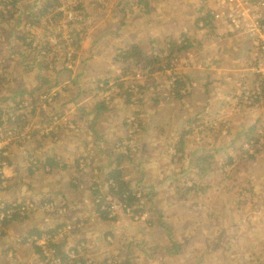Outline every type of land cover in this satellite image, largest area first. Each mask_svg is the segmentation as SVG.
I'll return each mask as SVG.
<instances>
[{
	"label": "rangeland",
	"instance_id": "rangeland-1",
	"mask_svg": "<svg viewBox=\"0 0 264 264\" xmlns=\"http://www.w3.org/2000/svg\"><path fill=\"white\" fill-rule=\"evenodd\" d=\"M34 1L35 0H18L19 13L32 7ZM59 1L60 3L72 5L68 0ZM184 1L186 0H172V3L178 6L179 3ZM188 1L192 5H195V15L196 10L202 3L208 4L209 8L217 7L218 11L225 9V3L219 2L218 0H198L199 4L197 0ZM86 2L87 5L85 4V6L77 4L86 13L84 25L86 33L93 36L90 28L99 35L107 31L105 28H102L104 14L109 24L107 27L110 28L108 29L109 31H113V28L119 29L120 26H122L123 22L121 19L125 17L126 12H120L121 0H87ZM133 3L136 11L142 12V9L145 8L143 0H133ZM156 4L159 5V3ZM161 7L162 4L152 7V10L157 11L161 9ZM0 8H3V6H0ZM176 11L178 10L176 9L175 12ZM36 12L38 11H33L34 14ZM91 14H93L95 18L97 17L96 21L92 19ZM53 16L54 15H47L33 19L36 24L34 28L30 30L34 35L33 39L39 47L45 45L49 41L54 43L50 55L62 51L69 43V40L74 36L73 33H69L65 30L64 23L58 25L59 21ZM140 18L141 15L138 16V19ZM13 19L14 17L7 15L2 25L9 28L10 25H13ZM27 19L31 21L28 14H25L22 23L25 24ZM145 19H149L148 12L146 14L143 13V18L137 28H123L122 30L127 33L137 34L136 38L138 40L136 42L138 43L132 44L131 47L137 46L143 49L144 46L147 47L148 45L152 47L153 43V52L156 54L161 52L166 53L162 58L163 62L157 65L156 70L161 71L160 77H158L161 81L163 79H171L169 85L172 87V92L175 95L173 88L175 89L177 77H182L184 75L181 71L183 67V56L176 55L177 58L174 57V59L170 60L165 58L169 49L167 45L170 44L171 40L153 41V39L149 38L150 42L148 41L145 45L144 41L147 40L148 37H151L152 33L155 32L160 35V32H166L162 29H154L155 27L150 28ZM189 24H192V22L189 21ZM220 29V32L215 38H207L206 33H200L201 30L197 31L196 38L206 39L203 40L202 43L211 45L215 48H223V46L218 44L224 43L225 46H228L229 50L231 47L237 49L236 46H240V43H237L235 39H230L232 36L228 35V33H231L228 27L222 26ZM72 30L76 31L77 28H72ZM22 32L23 31L20 29L15 34H22ZM178 33L179 31L177 29L173 32V35L177 36ZM128 38L129 36H127V39ZM227 38L229 42L225 43V41L228 40ZM244 38L246 39V37ZM3 41L5 43L1 45V49L5 51V54L3 57H0V74H2L5 83L10 82L12 87L18 85L19 92L27 99H30V97L27 96V94H23V92L29 93L31 90H38L36 91V96L45 102L43 107L46 108V113L43 117L37 116L36 125H38L39 130L46 131L49 129L50 125L43 124L49 120L52 107L58 106L56 112L58 114L55 117L57 118L56 122L62 123L64 120L69 122L70 125H68V129H65L64 135H71L73 140L77 139L78 142L82 144L83 150L79 156L72 155L73 158L62 157V153L56 151L57 156L55 160L63 159L67 164L66 166L70 167L67 170L63 171L59 168H53V172H51L50 167L43 166L45 161H43L41 168H34L33 166L37 165V162L33 159H25L23 157L29 153V151L33 152L37 149L39 145L36 147L34 145L42 141V135L30 137L29 132L23 131L20 136H17L9 129L11 126H6L5 128L1 127L0 133L2 134H0V138L3 140L0 141V191L2 190L1 188L5 190L11 189L9 171L13 163L17 168L24 166L26 168L30 167L31 171H37L36 173L38 174L40 183H42L43 180L53 178L50 182V186L52 188L57 186L59 188V193L62 192L66 197L69 187H67L68 185H65V187L63 186L68 179L74 176L72 166H75L82 180L80 190L82 191L81 199L83 201L87 203L91 202V207L93 204H97V199H95L96 195L94 194L96 190L104 196L111 197L109 188L105 182L109 173L115 169L116 165L123 162V160L117 156L120 152L116 153L120 146L118 141L122 137V134L121 136L113 137V139H102V136H99L96 132L102 134V122L108 126L115 118L116 120L108 129L113 132H123L125 124L128 125L129 120H131V115L130 113H124V110H127L129 106L121 93L123 92L129 99L133 98L134 96L124 89L130 87V82L138 83L142 79L127 80L121 84L117 83L116 79H119L120 76L123 77L124 73L120 72V70H116L114 66L116 57L112 54L113 50L108 51L105 55V58L109 61L105 64H109L110 66L107 70L102 69L100 71L96 63L102 62V41L96 42L98 46L97 54L93 44L88 45L84 50L82 60L79 61L80 64L74 67L75 72L68 70L63 71L67 68L63 67V64L58 63L57 60H52L49 54L46 55L45 51H42L43 54L40 55L31 53L29 59L25 61L22 55H29L30 50L24 53L22 52L20 56L13 55L10 51H7L8 41L5 39H3ZM12 41L14 45L17 44L15 37ZM205 41L208 42L206 43ZM175 42L179 44V37L173 41V43ZM55 43L58 44L55 45ZM81 51L82 49L80 53ZM89 51L93 54L92 58L88 55ZM195 51L200 50L196 48ZM9 57L14 59V61L4 63V58ZM33 58L36 62L44 61L45 65H48L49 68L38 73L36 68L38 65H34L31 62ZM22 59L24 60V62L21 63L23 67L18 68L15 60L22 61ZM208 60L209 59H205V61ZM71 64L72 62L68 64V68ZM195 67V65L186 66V68L189 69V72H187L189 83L186 84L182 79L184 88L180 92L184 99L181 101L173 100V103L165 101L162 105L173 113H177L183 108L190 110L186 128L183 129L182 123L177 127H160V123H162V113H154L155 110L152 111L154 115V126L151 123V127L158 128L161 131L160 142L165 145L169 144L172 148L179 147V149L182 150L190 146L191 150H202L208 149V147H210L209 145L212 144L211 147L215 146L214 148L218 149L216 158L219 156V159H216L212 165L200 164L201 160L208 154L206 151L200 154V158L192 156L181 163L177 161L173 164H164L163 162H158V159H154L151 161V164H138L142 159V157L138 155L135 156L136 164L133 165L132 168H130V165L127 163L121 165V168L124 170L123 180L132 188H135V190H137L136 185L140 179H143L145 184H152L155 186L163 185L164 188L155 192V196L151 200L153 207H149L151 211L142 217L132 218L126 215L123 212L122 203L119 200L114 198L110 200V204L116 206L117 220L115 223H109L108 226L102 223V247L103 244L107 243L110 247L115 246L113 251L118 253L116 260L107 257V261L112 260L110 264H258L260 260H264V134L261 132L263 131L264 133V120L261 119L257 123L258 131L256 130L254 135H247L250 140H247V137H243L237 140V146L234 151H222L221 149L227 141V137L222 136V134L228 130V128L225 129L222 127L225 121L220 122L221 128L219 134H214L215 131L211 129L208 119L199 118V115L202 114L201 111H203V107L206 106L205 102H210L213 110L217 108L218 101H213V96L215 93L219 95L221 82L216 80L217 83H212L211 87H208V92L202 90L204 87H199V83L197 85L194 82L193 77L196 75V71H194ZM228 68L234 69L232 65H228ZM241 68H243V66ZM127 74H129L128 79H130L132 77L130 76L131 73ZM83 77L84 81L82 80ZM43 79H47L48 84H45ZM190 79L192 82H190ZM80 83L84 84V96H87V102L85 103V107H79L77 109L73 97ZM205 83L206 81L204 85ZM120 85H122V88H120ZM67 88L72 89L71 96L68 95ZM104 89L105 91L109 89L111 94L109 96L106 95L107 92H103ZM248 89H251V87L249 86ZM4 91V83H0V92L2 93ZM3 99L6 98H0L1 109L5 110L14 107L12 101L1 102ZM163 100L164 97L161 101ZM108 103L114 107L112 112L115 116L110 114L107 120L105 114L109 109L104 110L103 106L102 109L100 107L101 105L109 107ZM115 103L117 105H113ZM139 105L144 107L138 106L136 109L133 108L134 113L138 111L143 114L151 113L150 110L148 111L149 103L144 102ZM263 106L264 98L260 97L256 103L245 105L242 111L255 113L256 108H262ZM69 107L72 109H69ZM22 108L23 106L21 109ZM60 110L64 111L63 114L60 113ZM67 113L71 114L70 118H67ZM240 113L241 112H239V114ZM212 114L213 113H211V115ZM163 118L165 119V117ZM52 122L51 125H54L55 122ZM71 122L75 123V126L71 125ZM216 123L219 122L216 121ZM248 125H251V123H245L243 126L234 124V129H236L235 133L241 131V129L244 130ZM160 131L157 132L160 133ZM180 135L182 136L178 138ZM24 137H27L25 141L23 140ZM234 137V132H231V138ZM251 137L258 139V141H253ZM140 138L141 136H138V139ZM53 141H57L56 138H53ZM248 143L255 144V146L248 150V154H245L244 150H241V147H245ZM101 144L103 145L101 146ZM154 145L156 146V144ZM44 147L50 149L51 144L47 145L45 143ZM62 147L63 145L60 148ZM102 149H107L112 154H104L109 157V165L114 163V167L112 166L109 171L106 167L107 160L102 157ZM42 155H37V157L40 159ZM220 156L234 159V166L227 167L223 175L219 171V166L224 167L226 162L223 161ZM46 159L49 160L51 158L49 155L43 156L42 160ZM115 161L117 162L115 163ZM201 169L210 171V174L204 178L200 174ZM182 171H185L184 175L176 179L177 175ZM5 173H7L6 176ZM25 175L27 178H30L29 172H25ZM61 176H64V178H61ZM71 183L75 184L74 182ZM94 184L99 185V187L94 188ZM184 186L189 188L195 187V190L192 191L190 195L183 196L185 193L183 190ZM250 190H254L256 197L252 198ZM70 191L72 192L71 189ZM32 199L34 198L28 199L27 201L29 202L25 203H22L24 202L22 200H8L9 204L5 201L1 202L7 206L11 205L13 208L19 207L21 209L26 206L29 208L30 212L43 211L45 209V206L41 208L43 205L41 202L36 203L33 202ZM46 199L49 200V204L55 203L59 205L57 212L65 208L61 204L66 202H63V198L60 196H48ZM104 203L108 205L107 202ZM144 203H146V201L143 200L142 204ZM43 212L50 214L56 211L47 208ZM43 212H41V214H43ZM159 214L161 215L159 216ZM16 221H19V219L13 222ZM160 221L161 223L164 222L166 226L161 225ZM9 224L5 226L0 225V227L6 228ZM166 227L167 230H165ZM64 228H66V226H64ZM4 231L11 234L18 232L16 228H8L4 229ZM62 232H69V230L68 228L63 229ZM21 235L25 236H20L18 238L20 240L29 237L27 234ZM48 241H51L55 245H61L58 241V237L52 241V238L47 235H43L35 245L41 247L43 256L46 259L45 263L51 264L50 257L47 251L46 253L44 252L45 248L42 246V242L48 243ZM17 243H19V241H17ZM76 246L77 244L74 243L75 248L72 247V249L63 252H66V256L69 259L83 260L86 262L88 258L85 257V253L83 255V247ZM177 248L179 249L176 251ZM103 249L104 248H102V250ZM74 251L79 252L80 256L75 257ZM12 256H4L3 264H13L11 260ZM88 264L91 263L88 262Z\"/></svg>",
	"mask_w": 264,
	"mask_h": 264
},
{
	"label": "crops",
	"instance_id": "crops-1",
	"mask_svg": "<svg viewBox=\"0 0 264 264\" xmlns=\"http://www.w3.org/2000/svg\"><path fill=\"white\" fill-rule=\"evenodd\" d=\"M84 1L86 2L87 0ZM143 1L145 8L142 9L141 12L135 10L133 0H121L122 5L120 7V12H126V15L121 19L123 24L122 26H120L119 29L113 28V31L108 30L110 28H107L109 24L105 14L104 21L102 20V28H105L107 31L102 32V35H99L98 33L93 32V29L90 28V31H92L94 37L93 47L96 51V54L98 52V46L96 42L102 41L103 63H96L97 68L100 71L102 69L107 70L110 65L105 64L106 62H109L108 59L105 58V55L108 51L113 50L112 54H114L116 57V61L114 62L116 70H120V72L123 73L125 72V69H131L130 71H132L134 66L129 67L127 64H123L120 61V55L123 51L129 50L128 48L131 47L132 44L138 43L136 42L138 40L136 38L137 34L127 33L122 29H129L131 27L137 28L141 19L143 18V13H149V19H145V21L149 24L150 28L155 27L154 29H162L166 31L165 33L160 32V35L155 32L152 33V36L148 37V39L144 41L145 45L148 41L150 42V39H153V41H173L179 37L195 40L199 44H196L193 49H190L183 56V67L181 71L184 75L182 76V79L186 84L189 83V80L187 79V72H189V69L186 68V66L195 65L196 67L194 71H196V75L193 77L194 82L197 85L199 83V87H204L202 88V90H206L208 92V87H211L212 83H217L216 80H219V82H221L219 95L215 93L213 96V101H218L217 108H214L213 110L210 102H205L206 106L203 107V111H201L202 114L199 115V118L208 119L211 129L215 131L214 134H219L221 128L220 122L225 121L226 123H228L229 125L226 126V128H228L227 132H224L222 134V136L227 137V141L221 150L224 152L234 151L237 146V140L242 139L243 137H248L247 135H254L257 130V123L261 119L264 120V106L262 108H256L255 113L242 111V108H245V106L243 105V101L241 98V90L239 88L240 85L251 86V84L254 82L253 75L251 73V59L253 58V55L255 53L254 46L258 48V45H253L251 41H249V39H245L244 37H240L232 33H230V35L232 36V38L230 39H235L237 43H240V46L235 45L237 49L231 47V49L229 50L228 46H225L224 43L218 44L220 46H223V48H215L211 45H206L202 43L199 38H196L197 31L194 27V23L196 20L195 5H192L188 0L179 3L178 6L174 5L172 3V0ZM199 1L197 2L198 4ZM156 3H159V5H157ZM82 4L87 5V2ZM161 4V9L157 11L152 10V7L160 6ZM176 9L178 11L175 12ZM139 15H141L140 19H138ZM91 16L92 19L96 21L97 17L95 18L93 14H91ZM189 21H191L192 24H189ZM177 29L179 33L177 36H174L173 32ZM127 36H129L128 39ZM0 42L1 45L5 43L3 40ZM228 42L229 39L225 41V43ZM87 47L88 45H84L81 53L79 54L81 60L84 54V50ZM153 48L154 44L152 43V47H150L149 45L147 47L144 46L143 50L148 52L149 55H152L155 54V52H153ZM196 48H199L200 51H195ZM88 55L90 56V58L93 57L91 51L88 52ZM205 59L209 60L205 61ZM228 65H232L234 69H229ZM242 66L243 68H241ZM208 74H210L211 76ZM82 80L84 81V77ZM127 80L129 79L124 78L122 76H120L119 79H116L117 83L120 84L126 82ZM205 81L206 83L204 85ZM190 82H192L191 79ZM79 87L84 89V84H79L77 91L73 97V99H75V107L77 109L79 107H85V103L87 102V96H79ZM120 88H122V85H120ZM110 94L111 93H107L106 95L109 96ZM133 99L134 97L130 99L128 98L127 104L132 105L130 101L133 102ZM147 103H149L148 111L150 110L152 113L145 115V119L148 122L149 128V133L147 136L144 135V137L138 139V136L135 135L134 129L129 124H125V129L123 130V132L110 131L108 127L116 120V118L114 121H111L110 125L108 124V126H106L102 122V134L96 132L99 136H102V139H113V137H118L122 134V137L118 141L120 144L119 149L116 151V153L120 152L119 154H117V156H119L123 160L122 165L127 163L130 165V168H132L133 165L136 164L135 156L138 155L142 157L138 164H151V161H153L154 159H158V162H163L164 164H173L177 161L179 163L184 162L185 159H189L194 153L196 154V158H200V154L202 152L205 153L207 151L209 152V154L214 155L215 152L218 151L217 148H214L215 146L211 147L212 144L209 145L211 148L208 147V149L191 150V147L187 146L180 150L179 147L172 148L169 144L165 145L161 143L159 140L161 138V131L158 128L151 127V123L154 126V115L152 111L155 110V112L162 113V123H160V127H177L180 123H182L183 129H185L188 122V115L190 114V110L183 108L180 109L177 113H173L170 110H167V107L162 106V103H157L155 105L151 101ZM108 105L109 107H106V109L109 110L105 114L107 120L109 119L110 114H113L115 116V114L112 112V110H114V107H112L110 103H108ZM113 105L117 104L115 103ZM69 109L72 108L69 107ZM239 112L241 113L239 114ZM124 113H130L131 118L135 116L133 109L130 107H128L127 110H124ZM211 113L213 114L211 115ZM66 116L67 118H70L71 114L67 113ZM163 117H165L166 120ZM216 121H218L219 123H216ZM245 123H251V125H248L247 128L245 127L244 130L241 129V131H239L241 133H235L236 129H234V124L238 126H243ZM65 124L70 125L69 122L66 120L62 121V123H59L57 125ZM65 129L66 128L64 126L62 130L63 133ZM157 131H160V133H158ZM231 132H234V138H231ZM181 136L182 135H180L178 138H180ZM45 143H47V145L51 144L50 149H48V147H44ZM154 144H156V146ZM37 145L39 146L33 152H35L36 155L43 154L40 158L41 161H47L42 160L43 156L45 155H49L51 158L50 160H55L57 156L56 151L61 152L62 157L65 156L68 158H73L72 155L79 156L83 150L82 144L78 142L77 139L73 140L71 135H61L59 142L53 141L51 138L47 140H44L42 138V141H40V143L38 144H35L34 146L36 147ZM62 145L63 147L60 148ZM102 145L103 144H101V146ZM243 150L248 152V147ZM178 151H180V154H178ZM27 154L24 155L23 158L26 159ZM104 154H112L107 149H102V157L106 158V167L109 171L112 167H110V165L108 164L109 157ZM220 158H222L223 161L226 162L231 157L224 158L223 156H220ZM55 161L59 162L62 165H67L63 159H58ZM11 167L12 168L9 171V183L11 185V189L5 190L1 188L2 190L0 191V201H5L7 204H9L8 200H22L24 201L22 203H25L29 202L27 200L31 198H34L32 199V201L38 200V195L40 194H44L46 198L48 197L47 193L55 192V194H52L49 197H62L63 202L67 203L68 208L66 209L67 215L65 219L55 218L53 216L48 217L44 216L41 213H31L23 222L19 219V221L10 223L6 228H0V264H3L4 256L11 257L12 255L13 256L11 260L13 261V264H46L45 262L40 261L39 257L35 254L32 247L23 243H17V241L20 236H25L21 234L29 235V233L33 230H36L39 233H43V235H46L45 233L50 232L56 228V232H58L57 237L59 243L61 245H65L64 251H68L69 249H72V247L75 248L74 243L77 244L76 247H83L85 257L88 258L86 262L83 261L84 264H88V262H90L91 264H110L112 260L107 261V257L116 260V258L118 257V253H115L113 251V248L115 246L110 247L106 243L103 244L102 247L103 222L100 219V214L97 212L95 204H93V206L91 207V202L87 203L86 201H83L81 199L82 191L80 190V188L82 180L77 172V167L72 166L74 176L68 179L63 187H65V185H68L67 187L70 188V183L74 182L75 184L79 185L78 191L76 193H72L68 188V195H66V197L65 195L59 193V188L57 186H54L53 188L50 186V182L53 178L43 180L42 184L39 181L37 173L34 174V176H30V178H27L25 175L26 167L22 166L20 168H17L15 164L13 165V163L11 164ZM69 168L70 167H67V169ZM6 174L7 173H5V176ZM61 178H64V176H61ZM99 195L102 196V199L107 202V204H110V200H113V197L104 196L102 195V193H99ZM96 202H98V200ZM65 225L66 228H64ZM8 228H16L18 232L11 234L9 232L4 231V229ZM67 228L69 232L63 233L62 230ZM102 248L104 249L102 250Z\"/></svg>",
	"mask_w": 264,
	"mask_h": 264
},
{
	"label": "trees",
	"instance_id": "trees-1",
	"mask_svg": "<svg viewBox=\"0 0 264 264\" xmlns=\"http://www.w3.org/2000/svg\"><path fill=\"white\" fill-rule=\"evenodd\" d=\"M40 3V4H38ZM0 6H3V8H0V33L3 34V39H5L6 41H8V48L7 51H10L11 54L13 55H21V53L30 50L29 55L25 54L22 55L23 58H25V61H27L32 54L37 55L42 51L46 52V55L50 54L53 47H54V43H52L51 41L47 42L45 45L39 47V45L35 42V40L33 39V34L31 33V29L34 28L35 26V22L33 21V19L37 18V17H43V16H47V15H54L53 17H56V19L60 22L63 20V14L66 12H61L60 9L62 7H64L67 10V4L65 3H60L59 0H35L34 4L32 7H29L26 11L19 13V9H18V0H3L0 1ZM10 7V8H9ZM9 8V9H8ZM2 9V10H1ZM36 10L38 12H36L35 14L33 13V11ZM28 14L29 18H31V21H29L28 23H22V21L24 20V15ZM7 15H10L11 17H14L13 19V25H10L9 28L5 27L4 25H2V22L5 21V18ZM86 16V13H85ZM209 20V16H202L200 14H198L196 12V20L194 23V27L196 31L202 30L199 28V24L200 22H204L207 23L206 20ZM70 21H73L72 18L70 19ZM57 24V23H56ZM29 25V27H28ZM211 25V30H215V27L212 23H207V26ZM11 28V30H10ZM22 30V34H15L17 30ZM15 37V39L17 40V44L14 45L13 44V38ZM77 39L76 41L73 43V45L75 46L72 50H70L69 52L63 54V58H60L59 56L56 57V60L58 63H62L63 67L67 68L64 69L63 71H72L75 72L74 67L76 65H79V59L80 57L77 56V52L78 49L79 51L81 50V47L79 46L81 40H83L82 38H80V35L77 34L76 35ZM1 39V38H0ZM180 42L179 44L177 42L173 43V41H170V44L167 45L168 46V54L165 56V58H167L168 60L170 59H174L177 58L176 55H182L184 56L190 49H193V47L196 44H199L198 42H196L195 40H191V39H187V38H179ZM200 41L202 42L203 40L200 39ZM58 43H55V45ZM171 45V46H170ZM167 49V48H166ZM5 54V51L1 49V42H0V57H3ZM166 53L161 52V53H155L153 55H149L148 52H146L145 50L141 49L140 47L137 46H133L131 47L128 51L125 50L121 53L120 55V61L123 64H127L129 67L134 66V68L132 69V71H130L131 69L127 70L125 69L124 72V78H128L129 74L127 73H131L130 76H132V78L129 79V81L131 80H135V79H142L146 86L147 89L149 88H160V82H163L164 84H170L171 79L169 78L168 80H160L158 79V77H160V72L159 70H156L157 65H160L163 61L162 58L164 57ZM45 55V56H46ZM26 56V57H25ZM34 60V62H33ZM13 62L14 59L12 58H4V63L6 62ZM16 65L18 68L23 67L21 65V63L24 62V60L22 59V61H16ZM32 64L34 65H38L37 68V72L41 73L43 71H45L46 69L49 68L48 65H45L44 61H38L36 62L35 59H32ZM71 66L68 68V64L71 63ZM45 67V68H43ZM253 75V74H252ZM5 77V76H4ZM156 78V79H155ZM253 79H254V75H253ZM43 81L45 82V84H48V80L47 79H43ZM0 83H4L5 86V91L4 92H0V98H6L3 99V101L1 102H8V101H12L14 104V107H10L7 109H1V103H0V128L3 127L5 128L6 126H11V128H9L11 130V132H13L14 134H16L17 136H20L22 134L23 131L29 132V136L30 137H37L39 135H42L44 140H47L49 138H51L53 140V138H56L57 141L60 140L61 135H64L63 133V128L65 126L66 129H68V125H57L56 120L57 118H55L57 116L58 113L57 112V107H52V109L50 110V117L49 120L46 121V123H44L43 125L47 124L50 125L49 129H47L46 131H42L39 130L38 125H36L37 122V116H41L43 117L44 114L46 113V111H43V104L45 103L43 100H41L39 97L34 98L36 95V91L38 90H31L28 92H23V94H27V96H29L32 99V102L29 105L25 104V101L27 100V98H25L22 93L19 92V87L18 85H16L15 87H12L10 85V82L5 83V80L2 77V74H0ZM78 84V83H76ZM133 82H130V87L129 88H125V91H128L131 93V95L135 96V89L132 87L133 86ZM184 87V82L182 81V77H177V81L175 82V89L173 88V91L175 92V96L171 97V99L175 100H183V96L180 94V92L183 90ZM251 90L252 93L254 95L257 94L255 88L253 87V84H251ZM178 88V89H177ZM150 90V89H149ZM67 92L68 95L71 96L72 95V89H68L67 88ZM103 92H107V93H111V91L109 89H105L103 90ZM78 93L79 96L80 95H85V90L83 88L78 89ZM121 95L125 98L126 102H128V97L122 92ZM21 98V99H19ZM57 98V95H56ZM18 99V100H16ZM243 103H246L247 100L242 99ZM132 105L128 106L130 108H138V106H136L134 104V102L130 101ZM24 104L23 108L21 109L22 105ZM102 106L104 107V110H106V106L101 105V109ZM21 109V111H20ZM63 110H60V113L63 114ZM83 113V112H81ZM85 114V113H83ZM145 116L146 114L140 113V111L135 112V116ZM54 121L55 124L51 125ZM59 124V123H58ZM72 125L75 126V123L71 122ZM42 125V126H43ZM77 126V125H76ZM223 128H226V122L223 123ZM62 133V134H61ZM2 134V133H0ZM1 139V138H0ZM27 139V137H24L23 140L25 141ZM3 139H1L0 141H2ZM247 140H250V138L247 137ZM47 144V143H46ZM246 147H248L249 149H252V143H248L247 145H245V147H241V150L245 149ZM7 151V150H6ZM245 154H248L247 151H244ZM178 154H180V151H178ZM193 157L196 156V154L194 153L192 155ZM191 156V157H192ZM27 159H33L37 162V165L33 166L34 168H40L42 167L43 161H41L35 152L29 151V153L27 154ZM219 156H217L216 158V152L214 155L207 154V156L201 160L200 164L202 163V165L207 164V165H212L213 162L218 159ZM4 159V158H2ZM47 160V159H46ZM225 160V159H224ZM118 161V160H117ZM115 161V163L117 162ZM122 163H118L115 167V169L113 171H111L107 177L106 180V184L109 188V192L111 194V197H113L114 199L119 200L122 203V208H123V212L126 215L131 216L132 218L135 217H142L144 215H146L149 211H151V209L149 207H153V203H152V199L155 196V192L159 191V189L164 188L163 185L161 186H155L152 184H145V181L143 179H140L136 185L137 190H135V188H132L130 185H128L124 180H123V173L124 170L121 168ZM43 166L45 167H50L51 168V172H53V168H59L61 170H66L67 166L64 164H60L59 162L55 161V160H47L44 162ZM114 167V163L110 164V167ZM229 166H234V159L229 158L224 167L223 166H219V171L221 172V174L223 175L225 169ZM26 172L30 173V176H33L37 171H31L30 167L26 168ZM185 171H182L181 173H179L177 175V178H180L182 175H184ZM200 174L205 178L210 174V171H206L204 169L200 170ZM78 187L79 185L77 184H73L70 183V189L72 190V193H76L78 191ZM94 188H98L99 185L94 184L93 185ZM184 190V195L183 196H187L190 195L192 193V191L195 190V187H183ZM252 198L256 197L254 190H250ZM55 194V192L52 193H47L48 196ZM60 194H63L62 192H60ZM94 194L96 195V199L99 200L97 202V204H95V207L97 208V212L100 214V219L102 220V222L104 224H106V226L112 223L116 222V218H117V213H116V206L115 205H111L108 204L106 205L104 202V200L102 199V196L99 195V191L96 190L94 191ZM40 202L43 204L41 206V208L48 207L51 210H55L56 212L53 213H45L43 212L44 216H53L55 218H62L65 219L66 215H67V203H62L61 205L64 206L65 208L63 209L65 211V214H59V211L57 212L58 206L57 204L53 203V204H49V200L45 198L44 194H40L38 195ZM146 201V203L142 204V201ZM149 205V206H148ZM51 206V207H50ZM63 208V207H62ZM46 209H44L43 211H45ZM30 210L28 207L24 206L21 209L19 207L17 208H13L11 205L7 206L5 205L3 202L0 201V225H7L11 222H13L14 220H22V222L30 215ZM1 215H4V217L1 219ZM161 214H159L160 216ZM160 224L163 226H166V224L164 222ZM66 226V225H65ZM1 228V227H0ZM57 228L45 233L47 236H50L52 238V241H54L56 239V237L58 236V232H56ZM165 230H167V227L165 228ZM74 231V230H71ZM69 234V233H67ZM28 239H23L22 243L23 244H28V246L32 247L33 251L35 252V254L40 257V261L41 262H46L45 257L43 256V251L41 249L40 246H36L35 242L32 240L34 237L37 238H42L43 233H39L36 230H33L29 233L28 235ZM30 241V242H29ZM47 245L48 247V251L50 253V255L52 257H57L60 259L61 264H84L83 260H72L69 259L66 256V252L64 251L65 245H55L53 244L51 241H48ZM179 248L176 249V251ZM84 253V249L82 250ZM75 252V257H79L80 253L77 251ZM12 259V258H11ZM49 264V263H47ZM117 264V263H115ZM258 264H264V260H260L258 262Z\"/></svg>",
	"mask_w": 264,
	"mask_h": 264
},
{
	"label": "built area",
	"instance_id": "built-area-1",
	"mask_svg": "<svg viewBox=\"0 0 264 264\" xmlns=\"http://www.w3.org/2000/svg\"><path fill=\"white\" fill-rule=\"evenodd\" d=\"M218 1H223L225 3V9L218 11L217 7L209 8L208 4L202 3L196 10L198 14L204 17L209 16V20H206L207 23H212L215 27V30H211V25L207 26V23L200 22L199 28L202 29L200 33H206V37L212 39L220 32V27L226 26L232 34L246 37L253 45H258V48L254 46L255 53L251 59V73L254 75V82L252 84L257 94L254 95L252 90L248 89V86L244 88L243 92L248 104L256 103L258 98H264V0ZM61 11H64V9ZM228 35L231 36L230 33H228ZM205 42L207 43L208 41ZM42 110L46 111V108L43 107ZM47 208L48 207H45V209ZM59 214H65V211L60 210ZM3 217L4 215H1V219ZM26 239H28V237H26ZM32 240L37 243L39 238H33ZM42 246L45 248L44 252L46 253L47 251L51 264H61L59 258L50 255L48 251L49 246L46 242H42Z\"/></svg>",
	"mask_w": 264,
	"mask_h": 264
},
{
	"label": "clouds",
	"instance_id": "clouds-1",
	"mask_svg": "<svg viewBox=\"0 0 264 264\" xmlns=\"http://www.w3.org/2000/svg\"><path fill=\"white\" fill-rule=\"evenodd\" d=\"M68 1H70L72 5H67V10L64 7H62L60 9V11L62 9H64V11H61V12H65V11L66 12L63 14V20L58 23V25H62L64 23L63 25H64L65 30H67L69 33H73L74 34V36L69 40V43L62 50V51H65V53L69 52L70 50H72L75 47L73 45V43L77 39V37H76L77 34H79L80 35V38L83 39V40H81V42L79 44V46L81 47V49L83 48L84 45L93 44V41H94V37L92 35H89L88 33H86L85 32V29H84V25H85V21H86L85 11L83 9H81L77 5V4H82V1H80V0H68ZM82 5H84V4H82ZM71 18H72L73 21H70ZM29 21H30V19H27L26 20V23H28ZM28 27H29V25H28ZM72 28H77V30L76 31H73ZM2 37H3V34L0 33V38H1L0 41L3 40ZM62 51H60V52H58L56 54H53V55H50V54L49 55H50V57H51L52 60H56V57H58V55ZM40 54H43V53L40 52L38 55H40ZM79 54H80V51L78 49V52H77V56L78 57H80ZM78 59H79V61H81L80 58H78ZM245 87H247V86H244V85H240L239 86V88L241 90V98L242 99H245L244 93H243ZM34 98H37V96L35 95ZM31 102H32V99L30 98V99H27L25 101V104L30 106ZM243 105L244 106L245 105H248V103L247 102L246 103H243ZM22 106H24V104ZM253 141H258V139L253 140ZM254 146H255V144H252V147H254ZM33 202H36V203L37 202H40V199L33 200ZM41 212H43V211H33L31 213H41ZM23 239H26V237L23 238ZM23 239H21V240L18 239L19 243H22V240Z\"/></svg>",
	"mask_w": 264,
	"mask_h": 264
},
{
	"label": "bare ground",
	"instance_id": "bare-ground-1",
	"mask_svg": "<svg viewBox=\"0 0 264 264\" xmlns=\"http://www.w3.org/2000/svg\"><path fill=\"white\" fill-rule=\"evenodd\" d=\"M82 3H86V2L82 0ZM121 5L122 4H120V7ZM64 53L65 51H62L58 56L60 58H63ZM159 86L160 88H149L150 89L149 90L147 89V86L143 80H141L138 83L133 84L132 87L135 89V96L133 99L134 104L136 106H141L139 104L144 103V102L147 103L149 101L153 102L154 105L157 103H162L163 105L165 101H170L173 103V100L175 101V98L171 99V97H174L175 95L172 92V87L169 84H164L162 82L160 83ZM163 97H164V100L161 101ZM141 107H144V106H141ZM155 113H158V112H155ZM129 125L132 126V128L134 129L136 136L144 137V135L147 136L149 133L148 122L146 121L144 115L140 117L138 116L132 117L131 120H129ZM227 125L229 124L226 123V126ZM261 132L262 134H264L263 131ZM253 140H256V139L253 138Z\"/></svg>",
	"mask_w": 264,
	"mask_h": 264
},
{
	"label": "flooded vegetation",
	"instance_id": "flooded-vegetation-1",
	"mask_svg": "<svg viewBox=\"0 0 264 264\" xmlns=\"http://www.w3.org/2000/svg\"><path fill=\"white\" fill-rule=\"evenodd\" d=\"M26 245H28V244H26Z\"/></svg>",
	"mask_w": 264,
	"mask_h": 264
}]
</instances>
